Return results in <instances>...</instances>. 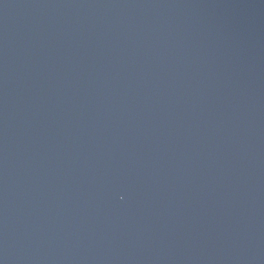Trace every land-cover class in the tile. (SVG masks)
I'll list each match as a JSON object with an SVG mask.
<instances>
[{
    "label": "water",
    "instance_id": "95a60500",
    "mask_svg": "<svg viewBox=\"0 0 264 264\" xmlns=\"http://www.w3.org/2000/svg\"><path fill=\"white\" fill-rule=\"evenodd\" d=\"M0 264H264V0H0Z\"/></svg>",
    "mask_w": 264,
    "mask_h": 264
}]
</instances>
